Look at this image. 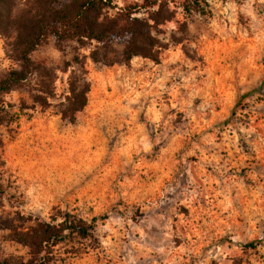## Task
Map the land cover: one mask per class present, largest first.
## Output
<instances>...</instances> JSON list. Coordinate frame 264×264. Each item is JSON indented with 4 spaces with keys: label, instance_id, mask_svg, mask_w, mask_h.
<instances>
[{
    "label": "rangeland",
    "instance_id": "1",
    "mask_svg": "<svg viewBox=\"0 0 264 264\" xmlns=\"http://www.w3.org/2000/svg\"><path fill=\"white\" fill-rule=\"evenodd\" d=\"M142 2L114 0L91 18L112 19ZM168 16L164 24L149 22L165 46L159 63L136 57L124 64L116 42L106 55L116 62L109 66L93 60L92 54L105 56L96 42L79 47L49 37L30 55L34 71L0 94V262L264 264V0H176ZM163 64L191 81L203 76L207 100L214 92L221 100L206 115L222 111L228 119L218 126L230 124L239 134L233 166L216 175L217 184L206 181L215 162L202 177L198 157L186 153L182 124L192 118L179 107L159 112L158 121L142 109L145 102L133 104L143 134L128 141L123 135L118 68L150 74ZM20 69L13 37L0 35V82ZM74 80L90 90L70 123L62 110ZM154 144L160 151L150 161ZM63 216L93 224L92 237L73 234L37 256L26 242Z\"/></svg>",
    "mask_w": 264,
    "mask_h": 264
},
{
    "label": "trees",
    "instance_id": "2",
    "mask_svg": "<svg viewBox=\"0 0 264 264\" xmlns=\"http://www.w3.org/2000/svg\"><path fill=\"white\" fill-rule=\"evenodd\" d=\"M175 1L143 0L142 3L121 8L112 19L97 22L91 18V14H98L102 9L111 7L114 0H83L73 5L60 3L58 0H28L25 3L21 0H0V35L13 37L14 53L21 62L20 70L12 71L0 82V94H8L13 85L25 80L34 71L30 55L49 37H53L58 44L74 42L79 47L96 42L104 49L105 56L100 59L92 54L93 60L109 66L116 62L106 55L110 45L116 42L123 44L121 59L124 64L136 57L159 63L160 49L165 46L156 39L153 34L154 26L149 22H167L170 4ZM89 90L88 83L81 84L80 80L70 82L67 104L62 110L65 120L70 123L76 121V115L88 103ZM92 222L95 223V219ZM94 227L82 219L63 216V221L57 225H42L38 239L26 243L30 248L34 246L39 256L47 251V247H56L73 234L80 239H90ZM50 263L49 257H39L31 264ZM0 264L8 262L2 261Z\"/></svg>",
    "mask_w": 264,
    "mask_h": 264
},
{
    "label": "crops",
    "instance_id": "3",
    "mask_svg": "<svg viewBox=\"0 0 264 264\" xmlns=\"http://www.w3.org/2000/svg\"><path fill=\"white\" fill-rule=\"evenodd\" d=\"M165 66V64L156 66L150 74L149 72L142 73L135 68H118V83L123 90L122 97L125 98L120 102L122 104L120 109L124 114L120 118L119 126L127 141L137 139L143 134L142 129L137 130L135 128V126H141L143 123L138 119L137 108L133 107V104L137 105L141 101L145 102L142 109L147 108V110L154 112V115L150 113L149 116L158 121L160 119L159 112L163 111L166 112L164 115L168 114V111L173 107H179V109L190 113L192 119L188 123L182 124L185 138L188 141L186 153L188 157L196 154L199 160L197 169L202 177H206L207 172L210 173L208 167H212V162H215L214 176L209 175L206 181L210 186L217 184L219 180L217 176L224 167L229 163L233 166L234 157L232 154L235 152V141H238L239 134H236L230 124L227 126L230 130L218 126L221 125L222 121L228 119V115L223 114L222 111L215 113L212 117L206 115V109L213 105L211 103H221V100L215 92L214 100H207L208 95L211 94L203 76L201 79L191 81L189 74L179 71L173 72ZM192 77L194 76L192 75ZM199 102L200 104L196 105ZM179 125L177 122L174 124L176 131H178ZM157 147L158 145L154 144L153 151L146 154L148 160L153 161L155 159L160 151V148ZM190 170L191 165L189 164L188 173ZM232 178L231 176L230 184L233 183Z\"/></svg>",
    "mask_w": 264,
    "mask_h": 264
}]
</instances>
